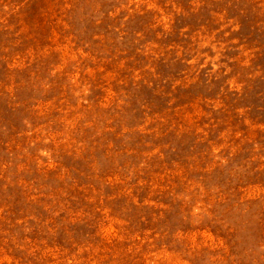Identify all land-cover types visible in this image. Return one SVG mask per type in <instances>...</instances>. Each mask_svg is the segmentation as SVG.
<instances>
[{
	"label": "rangeland",
	"instance_id": "1",
	"mask_svg": "<svg viewBox=\"0 0 264 264\" xmlns=\"http://www.w3.org/2000/svg\"><path fill=\"white\" fill-rule=\"evenodd\" d=\"M0 264H264V0H0Z\"/></svg>",
	"mask_w": 264,
	"mask_h": 264
}]
</instances>
